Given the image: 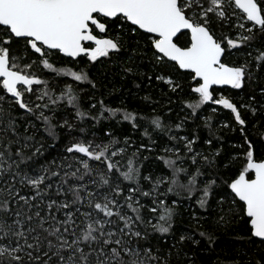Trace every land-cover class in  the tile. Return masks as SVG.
Returning <instances> with one entry per match:
<instances>
[{
    "label": "snow or ice",
    "instance_id": "obj_1",
    "mask_svg": "<svg viewBox=\"0 0 264 264\" xmlns=\"http://www.w3.org/2000/svg\"><path fill=\"white\" fill-rule=\"evenodd\" d=\"M216 26L232 29V37H217ZM116 28L121 31L109 35ZM126 36L134 40L135 51L150 54L153 67L171 66L188 74L193 81L190 94L198 97L185 103L191 115L206 104L230 111L247 144L245 165L238 174L218 173L219 151H197L198 138L172 135V126L160 116L151 118L153 130L170 141L184 142L183 155L175 146H162L165 155L156 156L171 171V178L142 173L143 161L149 159L141 160L144 145L128 157L126 165L114 159L123 158L131 147L127 136L119 148L115 146L120 141L110 131L104 132L110 137L107 143L103 137L97 143L95 133L87 138L85 120L95 122L93 126L101 120L129 122L133 129L140 126L137 113L125 108L109 107L103 100L91 103L88 110L81 104L86 89L79 86L96 89L97 84L86 67H76L80 58L86 57L90 65L109 62L125 48ZM262 37L264 0H0V264H173V255L182 254L187 264H195L191 255L183 253L185 242L198 245V235L211 246L215 237L202 230L175 237L179 205L173 201V206L166 207L159 199L169 194L182 202L199 193L196 203L205 212L215 197L218 226L243 219L249 240L264 243V159L254 157L240 112L244 108L255 116L259 109L252 103L237 105L224 94L214 96L216 88L240 90L259 79L257 73L264 70V41L259 46L255 42ZM242 48L248 49L250 59L239 65L226 62L234 49ZM52 56L68 58L62 63L73 66L57 67ZM34 65L50 76L38 75ZM156 79L174 93L183 91L170 74H158ZM259 94L264 97V87ZM250 100L255 101V96ZM63 108L71 111L55 118ZM33 118L40 121L45 136L39 135L41 128ZM186 119L175 124L177 132L183 130ZM60 129L67 137L63 152L40 163L46 149L56 147ZM77 131L79 136L74 135ZM143 135L156 143L147 129ZM205 143L211 145L212 140ZM213 172L217 175L200 180ZM180 174L188 177L187 183L179 182ZM145 182L150 185L147 190ZM164 184L168 187L161 192ZM145 209L156 215H145ZM192 219L201 218L193 214ZM154 236L172 237L176 242L165 251L151 243Z\"/></svg>",
    "mask_w": 264,
    "mask_h": 264
},
{
    "label": "trees",
    "instance_id": "obj_2",
    "mask_svg": "<svg viewBox=\"0 0 264 264\" xmlns=\"http://www.w3.org/2000/svg\"><path fill=\"white\" fill-rule=\"evenodd\" d=\"M120 31L121 29L116 28L109 34L112 35ZM125 39L128 40V43L120 52L119 56L112 57L111 61L103 63V65H101V63L99 62H97L96 65H90L86 60L80 58V63L76 65V67H86L91 74V78L97 84L96 89H91L89 85H80L88 89L87 96H85L84 93H81L82 109L88 110L91 103L103 100L105 105L109 107H119L121 104L119 108H125L129 111L137 113L138 120L144 121L145 125H147L149 128L153 127L150 123L151 118L154 116H160L162 121L166 125L172 126V135L184 134L190 137H195V135H198V138L200 139H211L212 143H214L218 137L224 139V136L226 134L224 129L213 124L206 129L199 130V132L196 134H194V132L192 133V131L190 132L189 130H182L181 132L176 131L175 124L184 119V112H187L188 115L191 114V109L185 107V103L193 101L194 98V94H190L189 89L191 79L188 78L187 73L181 74L178 69L171 66L166 68L153 67V64L150 60V54L141 55L139 51H135L137 46L134 40L129 36H126ZM183 39L184 38L181 39L182 42ZM261 41H264V37L258 39L255 42L256 46H259L261 44ZM143 47L144 41H140V48ZM247 51L248 49L242 48L239 52L243 54L242 56H245ZM65 59L68 58H58L56 61H58V64L60 65L63 64L62 61ZM126 67H131L133 71L130 73H126L124 71ZM135 72H138V75H135ZM166 73L178 79L179 83H181V85L183 86V91H177L174 93L170 90V87L168 85H165L162 81L156 79V76L158 74ZM257 76L259 77V79L253 80L252 83L247 86V92L249 95H251V97L255 96L254 103L255 105H258L259 112L257 113V115L251 116V125L248 129L249 131H246L247 134H252L253 132L257 133L256 135H254L255 138H253L256 154L258 155L259 159H264V142L261 138V133L262 131H264V111L262 110V108H260V104H264V97L259 94V89L261 87H264V70L260 71ZM149 77H151V79H149ZM138 91H141L140 98L142 97V101L136 100L135 98V94ZM230 93L236 94L238 96L239 93H242V91ZM90 97H93V99H90ZM144 97H149V99L145 100ZM97 108H99V104H97ZM70 111L71 110H69L68 108L67 110L64 108L61 110H57L55 118H59L65 115L66 112ZM92 111L95 112L96 110L93 109ZM86 121L91 122L92 126L95 122L85 120L84 124L82 125L88 130L85 133V135H88L89 132L93 130L87 128ZM33 122L39 125L41 128L39 135L41 137L45 136V133L43 132V126L41 125L40 121L33 118ZM254 125L256 126L254 127ZM93 127L95 129L94 131L98 133V136L103 137V139L108 138L107 136H104L105 131H110L113 137L119 136V134L121 135L123 132L122 136H127L129 138V143L131 145V147L128 148L129 151L137 149L139 146L138 143H141V138L139 136L130 135L129 132H127V129L131 127L129 122L117 123L115 120H110L106 124H102L99 122ZM183 128H191L192 130H194L195 128L193 126V121L190 124L186 123L185 120ZM251 129H253L254 131L251 132ZM59 131L61 135L58 143L56 144V147L46 149L45 156L41 158L40 163H43L46 160H51L52 157H55L59 153L63 152V145L66 142L67 137L64 135V129H60ZM157 132L158 131H155L157 137H159L158 135H161V137H163L169 144L172 143L169 141L167 135L162 132H158V134ZM234 134L236 135L235 138L239 143L238 146L241 149L237 148L238 146H236L235 148H231L226 144L225 139V144L223 147L224 151L222 154H219V156L216 157V160L218 162V173H226L227 177H233L238 173L240 166H242L245 150L247 149L246 145L241 143V141L244 142V137L241 136L240 132L237 130ZM146 138L149 140L148 137ZM46 143H51V140H47ZM198 148L201 152H204L206 154L210 153V151L203 146V141L198 144ZM213 148L215 147H212V149ZM237 151H239L238 154L236 153ZM234 153L236 155H231ZM128 154V156L132 155L130 153ZM141 155L140 157L142 160V157L144 155ZM152 162L155 163V165L159 163L160 176L163 175L169 178L172 177L171 171L164 166L162 161L157 160L156 158H150L149 161H143V164L145 163V167L143 170L144 172L147 171V165L151 164ZM225 164H227L228 166L224 167ZM216 175L217 172H213L212 176H208V179ZM184 176L185 175L183 174H180L178 176V180L180 183H187V179ZM202 178L203 177H200V180H202ZM167 187L168 185H166V188ZM223 190L226 189H217L218 192ZM198 195L199 193H196L192 196L191 200H183L182 202L180 201V198L175 195L169 194L168 196H166L170 200L176 199L181 202V205L178 204L179 214L174 217L173 230L175 237L178 238L179 235L184 233H198V231L201 230L212 233L215 237V242L211 244V246H209L206 239L196 235L195 239L200 240V243L198 245H194L191 242L186 241L183 245V253L191 255L194 258L195 264H233L235 259L234 252H236L235 250H239L248 255L251 264H256V261L259 260V256L256 253L257 244L264 245V243H261L256 238H252L251 240H249L250 230L243 219H237L235 222L225 227L218 226L216 224V220L219 215V209L215 204V197L209 202L211 204V207L207 212L201 210L200 208L199 210L193 211L191 206L195 207L194 201ZM224 208L226 211L227 205H225ZM193 214L200 217L201 219L198 222L196 220H193ZM158 235L159 234H155V236ZM155 236L151 240V243L162 248L165 251L168 250L171 244L176 242L172 237L157 239L155 238ZM215 257L218 260H212ZM173 264H187L184 255L182 254L180 257H176L175 255H173Z\"/></svg>",
    "mask_w": 264,
    "mask_h": 264
},
{
    "label": "rangeland",
    "instance_id": "obj_3",
    "mask_svg": "<svg viewBox=\"0 0 264 264\" xmlns=\"http://www.w3.org/2000/svg\"><path fill=\"white\" fill-rule=\"evenodd\" d=\"M214 30H215V34H216L217 37H221V36L232 37V35H233V30L230 29V28L228 29L227 27L220 28L219 26H216ZM181 43H183V42L181 41ZM239 51L240 50H235L234 49L233 52L235 54L230 56L226 62L229 63L230 65H239V64L243 63L245 61V59H250V57H247V55L242 56L243 54H241ZM57 59L58 58L55 57V56L51 57V60H53V61H56ZM82 59L86 60V57H82ZM101 59H103V58H101ZM101 65H103V64H101ZM56 66L57 67H59V66L71 67L73 65L72 64H66V65L60 64L59 65L58 61H57ZM33 71L36 72L38 75H42L44 77H49L50 76V74L47 71H43L42 72V68L41 67H37L35 65L33 66ZM135 75H138V72H135ZM61 79H67V78H59V77L56 78V80H61ZM56 80H52L51 81L53 87H55ZM192 83H193V81L191 80V84ZM251 83H252V81L251 82H247L245 84V87L243 89H240V90H235V89H230V88H216L215 91H214V96L218 97L220 94H224L226 96L232 97L234 102L237 105L244 104V103H252V104H254L255 107H257V109H259L258 105H255L254 101L250 100L251 95H249L248 92H247V89H248L247 86L250 85ZM164 84L167 85L166 83H164ZM79 87L80 88H84L82 86H79ZM84 89H86V90L83 91L82 93H84L85 96H87L88 95V89L87 88H84ZM241 91H242V93H239L238 96L236 94L230 93V92H241ZM57 94H58V91H57ZM140 96H141V91L136 92V94H135L136 100L142 101V97L140 98ZM196 99H198V97L195 96V94H194L193 101L196 100ZM120 106H121V104H120ZM119 107H117V108H119ZM64 109L67 110V108H64ZM213 109H215V111H213ZM69 110H71V109H69ZM262 110L264 111V108H262ZM240 112H241V115H242L243 119H245V121H246L245 135H247L248 140L253 145L252 150L254 152V157L256 159H259L258 155L256 154L255 144L253 142V138H255L254 135H256L257 133L253 132L252 134H247V131H246V130L249 129V127L251 125L250 118L253 115H252V113L250 111H248V110H246L244 108H240ZM258 112H259V110L257 111V113ZM257 113H256V115H257ZM47 114L51 115V113H47ZM105 115H107V114H105ZM190 115L191 114L188 115L187 112H184L183 117L184 118L187 117L186 123H190L191 124V122L193 121V126H194L195 129L192 130L191 128H183V130H185V131L189 130L190 132L192 131V133L194 132V134H196V133L199 132V130L206 129V128L210 127V125L213 124V125H217L218 127H222L224 129L225 133H226L225 136H224V139L218 137L215 140V142L212 143L211 145H208L207 143H205V141L208 140V139H206V138L200 139V138H198V135H195V137L198 138L197 141H196V144L194 146L197 149V151L200 150L198 148V144L203 141V146L206 147V149H208L210 151V153H215L216 151H219V153L222 154L223 151H224L223 147H224V144H225V139H226V144L227 145H229L231 148L232 147L235 148L236 146L239 145V143L237 142V140L235 138L236 135L234 133L238 130L240 132L241 136L244 137V135H242V133H241V126L236 123L234 116L230 113L229 110L223 109L219 105H214V104L213 105H207L206 104V105L202 106L200 109L197 110L195 116H193V115L190 116ZM57 119H58V117H57ZM109 121L110 120H101L100 123L106 124ZM137 122L139 123L140 126L138 128H136V129H133L131 124H130L131 127H129V129H127V132H129L130 135H137V136H139L141 138V143H142V145H144V147L140 148V155L142 153V155L148 156L149 159L150 158H156L157 155H165V153H163V151L161 150L162 146H168V147L175 146L176 148L181 149V155L184 154V152H183V143L184 142L183 141L175 142V141H170L169 140L170 142H172L171 144H169L167 141H165V139L163 137H161V135H158L159 137L156 136V133L153 130V127L149 128L147 125H145L144 121L138 120ZM206 123H207V126H205ZM86 126L90 130H93V131L89 132L88 135H86L87 138L88 139H92L93 138L92 137V133H95L96 136H97V141L96 142L97 143L101 142L100 139H99L100 137L98 136V133H96L94 131L95 129L91 125V122L86 121ZM145 129H147L149 131L151 137L153 139H155V141H156L155 144L150 143V141L146 138V136L143 135V132H144ZM252 131H254V130L251 129V132ZM78 133L79 132H76L74 135L79 136L80 134H78ZM262 133H264V131H262ZM122 134H123V132H122ZM122 134L121 135L119 134V136L115 137V138H117L120 141V143L115 146L117 148L124 147V144H123L124 137L122 136ZM181 135H184V134H181ZM188 137L189 138H193V136H191V137L188 136ZM109 139H110V137H108L106 139H103V142L107 143L109 141ZM262 141H263V139H262ZM141 143H138V145L140 146ZM241 143L246 145V148H247V144L245 143V138H244V142L241 141ZM150 145H153V146H150ZM212 147H215V148L212 149ZM148 148H151L152 151L151 152L147 151ZM237 148H239V146ZM239 149H241V148H239ZM246 150H245V153H246ZM134 151H136V149L130 150V151L127 149V154L123 158H121L120 156H117L114 159L120 160L121 165H126L127 164V159L129 157L128 153L132 154ZM236 153L238 154L239 151H237ZM231 155H236V154L234 153V154H231ZM149 159L146 160V161H149ZM234 160H235V158H234ZM137 163H139V162H137ZM144 164H143V167H142V170H141L144 175H148L151 172V173L155 174L156 176H160V174H159V172H160L159 163H157L156 165L153 162L151 164H148L147 165L148 166L147 167V171H145V172L143 171L144 167H145ZM146 164H147V162H146ZM189 165H190V161L185 162V167H189ZM244 165H245V154L243 156L242 166H240L239 170H241L244 167ZM230 167H231V165H230ZM193 168H194V166H191L190 167V171H192ZM205 171H208V170L205 169ZM184 177L186 179H188V177H186V176H184ZM205 179H208V176H204L202 178V180H205ZM124 183H126V182H124ZM166 185L167 184H164V185L161 186V188H160L161 192H163L166 189ZM144 187L147 190V188L150 187V185H148L145 182ZM159 199L165 201V206L166 207L173 206L172 205L173 201H177V204L181 205L180 201H178L176 199L170 200L166 196H160ZM196 199H197V197H196ZM196 199L194 201V206L195 207L191 206L193 211L199 210V205L196 203ZM142 202L145 203L148 207L154 206V205L151 204L150 200H142ZM145 215L153 216V215H156V214L149 213L147 211V209H145ZM155 222H156L155 219H153V223H155ZM235 251L236 252H234V256H235L234 261H240V263H242V264H247V262H249L248 255H246L245 253H243V252H241L239 250H235ZM256 253L259 256V261L261 262V264H264V245L263 244H257ZM212 260H218V259H216V257H215Z\"/></svg>",
    "mask_w": 264,
    "mask_h": 264
},
{
    "label": "water",
    "instance_id": "obj_4",
    "mask_svg": "<svg viewBox=\"0 0 264 264\" xmlns=\"http://www.w3.org/2000/svg\"><path fill=\"white\" fill-rule=\"evenodd\" d=\"M223 88H229V87H227V86H224Z\"/></svg>",
    "mask_w": 264,
    "mask_h": 264
},
{
    "label": "flooded vegetation",
    "instance_id": "obj_5",
    "mask_svg": "<svg viewBox=\"0 0 264 264\" xmlns=\"http://www.w3.org/2000/svg\"><path fill=\"white\" fill-rule=\"evenodd\" d=\"M263 142H264V139H263Z\"/></svg>",
    "mask_w": 264,
    "mask_h": 264
}]
</instances>
